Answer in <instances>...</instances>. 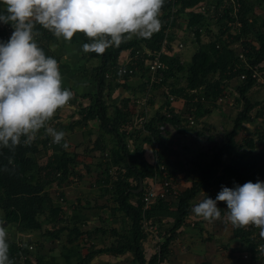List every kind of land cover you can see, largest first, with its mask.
<instances>
[{
  "label": "trees",
  "instance_id": "1",
  "mask_svg": "<svg viewBox=\"0 0 264 264\" xmlns=\"http://www.w3.org/2000/svg\"><path fill=\"white\" fill-rule=\"evenodd\" d=\"M261 1L234 0L239 5L237 18L241 27L235 24L236 20L232 15L234 8L230 5L226 9L225 15L219 19L222 26L224 28L226 26L225 30L222 31V27H220L221 33L219 37L208 43H202L203 31L204 29H209V15L205 12L194 11L202 2L201 0H181V8L177 11L176 16L177 14L179 16L181 12L188 13V29L194 32L195 43L199 45V48L188 63H181L177 56L168 54L163 57V61L168 66L167 74L169 77L175 76V73L186 74L188 90L190 92L200 91L201 95L199 97L205 98V102L199 100L197 107H195L196 111H191L189 114L195 119L205 118L211 114L218 99L227 96L225 86L228 81L240 77L243 73L247 75V79L242 81L243 83L237 87L243 109L237 114L233 129L226 137V143L214 153L210 161H206L204 154L193 160L192 172L193 174L196 173L198 177L193 178L190 187L178 193L175 203H172V199H159L148 210L144 211L142 201L144 190L140 193L138 191L143 182L156 176L157 168L155 164L152 165L147 161L145 150L142 147L135 146L134 151L130 150L127 134L122 132V125L128 123L127 114L117 111L118 116L115 120H112L110 117L111 107L107 105L108 103L104 98V91L111 86V82L107 80V75L110 72L114 71L124 77L131 76L118 73L119 67H127L119 63L123 53L131 52L135 57L131 62L134 65L137 62L136 53L139 49H144L143 47L145 46L151 52L161 49L166 35L168 20L171 17L170 5L166 2L163 3L162 14L159 17L162 27L150 38L126 40L119 47L114 46L107 49L103 55L90 53L92 58L99 61V65L92 70L91 74L86 75L90 82L95 83V92L81 97L90 100L89 107L83 112V122L87 123L91 120L100 122L101 140L107 136L112 138L116 145V149L113 150V161L126 169V173L120 176L115 183L114 197L120 206V210L132 221L133 244L130 250L134 253L138 264H144L141 251V241L145 238L143 234L144 221L152 223V220H154L159 223L162 222L164 217L172 218L174 221L168 231V237L163 241L160 254H155V257L150 262V264H160L167 255L170 242L179 235V230L192 214L193 202L199 193L209 191L216 184L229 185L234 188L235 185H243L248 181L253 183H256L257 180L264 182V147L256 151L255 141H249L246 151L239 153L236 142V137L251 121L252 112L257 107V104L250 100L248 94L259 83L252 77L250 68L245 66L239 57L236 56L235 50L230 48L233 44L243 42L254 30L256 21L254 20L250 23V19L253 17L250 14L254 11V6L260 4ZM223 2L224 0H221L220 5ZM4 6L0 2V14L5 13ZM174 21L176 23L178 20L175 19ZM231 23L235 24L231 26L235 27L237 31L234 34H229ZM35 30L38 32L36 42L39 47L43 49L47 56L58 60L52 53H49V43L56 37L38 24ZM226 34H228L227 39H224L223 36ZM258 40V49L247 44L246 47L248 46L249 50L244 48V50H247L246 57L249 65L252 67L264 63V34L259 33ZM0 41L6 42L1 33ZM89 42V38L85 35L84 44ZM127 68L130 70L132 66ZM148 82L149 76L143 83V89L147 87ZM163 84L154 85V90L165 86ZM177 93L180 95L179 91ZM263 112L262 114L264 115ZM173 113L174 111L170 110L165 115H157L155 119H151L148 123H143V127L149 132V136L146 139L147 143L152 144L160 140L161 135L158 124H178L180 122L177 115ZM24 139L22 137L21 144L14 150L0 148V210L4 212V217L0 218V226L3 227L4 223L7 226L16 225L18 226V231L22 234L39 231L46 222L54 226L58 224L63 213L62 209L53 203L52 198L45 190L56 182L59 184L66 182L76 165L75 159L66 154L63 146L56 144L54 148L62 151L55 152V155L43 167L39 164L37 155L43 148L48 149L49 143L52 141L51 137L49 135H45L44 139L37 137L27 145L23 143ZM226 159L229 162L224 164ZM168 160L165 149L158 152L159 163H164L167 168L172 166ZM220 168L223 171L221 177L219 176ZM130 180L135 181L136 185L133 186ZM132 196L138 198L135 204L130 201ZM210 198H214L212 194H210ZM47 213L48 215H46ZM41 215L45 216L44 221H40L39 216ZM155 222L152 224L158 225ZM236 235L240 242L246 245L245 253H253L255 251V243L250 238L251 233L245 231V228H238ZM7 242L9 244V259L13 264H17L22 256L30 257L31 251L29 247L31 245L29 243L19 245V243ZM71 242H74V240ZM120 251L125 252L126 249ZM25 262L29 264V259ZM39 264L43 263L39 262Z\"/></svg>",
  "mask_w": 264,
  "mask_h": 264
},
{
  "label": "crops",
  "instance_id": "2",
  "mask_svg": "<svg viewBox=\"0 0 264 264\" xmlns=\"http://www.w3.org/2000/svg\"><path fill=\"white\" fill-rule=\"evenodd\" d=\"M5 8L6 6L3 7L4 10ZM187 20L189 21V18ZM177 23L175 28L179 25ZM172 36L174 38V35ZM182 36L183 33L178 35V38H172L171 41H181ZM133 39L137 38L133 36L130 40ZM84 41L85 34L78 32L71 42L55 38L49 43V53L58 58L57 62L62 75V87L71 90L73 93L70 102L55 114V116L57 115V121L52 118V122L58 123L56 125L57 131L66 133L64 141H61L59 145L63 146L65 142L68 144V148L63 147V150L75 159L76 165L66 182L53 184L52 190H56L58 196L63 199L62 202L57 200L55 204L62 209L63 213L56 226L46 222L49 225L47 228H50L54 233L52 235L46 229L47 231H44L45 236L42 239L48 246V256L52 255L50 258L48 257L52 260L51 263L138 264L134 253L130 250L133 244L132 221L120 210V206L114 197L115 183L118 181L112 179L115 177L114 172L119 171V176H122L126 173V169L113 161V150L116 149V145L112 138L107 136L103 139L102 136L103 140H101L100 122L98 120L83 122V112L89 107L90 101L81 97L86 96L84 87L89 85L87 83L90 82L87 80L88 74H91L92 70L99 65L97 59L92 58L90 53L83 52L82 45ZM145 47H143L144 51H151L147 46ZM190 51L187 63L190 62L197 49L193 48ZM166 53L177 56L170 46L167 47ZM123 54L130 56L126 64H130L135 59L130 51ZM123 54L122 58L125 57ZM181 63L184 62L181 61ZM82 72H85V77L81 76ZM107 103L109 105V102ZM118 107H120L121 112L126 114L121 106ZM170 110L173 109L166 107L165 113ZM117 116L114 113L110 114L112 120H115ZM142 116L141 114L140 117ZM126 118L130 119L129 116ZM141 119L140 123L143 124L144 117ZM129 121V124L122 125V132L127 134L130 150L134 151L135 146L142 147L145 150V158L150 164L154 165V146L153 143L149 144L146 140L149 132L143 126L140 132H131L134 126L133 118L132 121ZM54 123H50L53 128H55ZM137 130H139L138 125ZM51 143L53 146L56 145L53 141L50 142V145ZM58 151L62 150L59 149ZM151 181L149 179L143 182L144 191ZM130 183L133 186L136 185L133 180H130ZM214 190L216 189L210 188L209 191L199 193L193 202V206L203 200L206 194L209 197L210 194H214ZM171 197L167 200H171ZM137 200L138 198L133 196L130 199L133 204ZM223 204L227 205L225 202ZM223 211L222 219L213 223L203 221L191 214L186 219L185 225L179 230V235L170 242L167 255L162 263L248 264L243 260L246 245L240 242L236 235L238 228H233L230 224L224 222ZM154 222L152 220V223ZM173 222L172 218L167 217L162 218V222H156L161 228L163 225L168 228L165 231L156 226L162 242L168 237V231L171 229ZM143 234L145 238L141 241L142 259L144 264H150L156 254L155 241L147 231L143 230ZM164 235L166 236L163 237ZM72 240L74 242H71ZM124 249H126L125 252L120 251Z\"/></svg>",
  "mask_w": 264,
  "mask_h": 264
},
{
  "label": "clouds",
  "instance_id": "3",
  "mask_svg": "<svg viewBox=\"0 0 264 264\" xmlns=\"http://www.w3.org/2000/svg\"><path fill=\"white\" fill-rule=\"evenodd\" d=\"M5 13L0 23L11 24L7 42L0 41V148L14 150L30 144L41 129L53 143L64 141L66 133L48 126L73 93L62 87L56 59L47 56L36 42V25L58 40L71 42L84 33L89 43L84 53L103 55L126 40L147 39L162 27L160 12L164 0H2ZM65 149L68 144H63ZM219 202L227 204L223 220L233 228L255 226L264 239V182L248 181L234 188L222 186L213 200L205 196L191 212L208 223L222 219ZM7 233L0 227V264L9 259Z\"/></svg>",
  "mask_w": 264,
  "mask_h": 264
},
{
  "label": "rangeland",
  "instance_id": "4",
  "mask_svg": "<svg viewBox=\"0 0 264 264\" xmlns=\"http://www.w3.org/2000/svg\"><path fill=\"white\" fill-rule=\"evenodd\" d=\"M220 1L221 0H209V4L214 10L205 11L206 14L209 15L210 25L208 26L209 29L207 28L203 31L201 38L202 43H208L215 40L221 33L220 27H222V31L226 28V26L224 28V26H222L219 22V19L225 15L226 11H224L223 8L225 1L222 5H220ZM194 11L201 12L198 8L194 9ZM160 14H162V12H160ZM187 14V12H181L179 16L177 14L175 19L178 20L177 24L179 25H177V27L173 30L174 38H178V35H182L183 33V39L181 38V41L184 43V48L181 51L176 52L175 55H177L178 59L184 63H187V59H189L188 53H191L190 50H193V48L195 50L199 48V45L195 43L196 40L193 35V31L188 29V27V31L186 29V23L188 21ZM250 15L253 16L250 19V23L255 20L256 26L253 28L254 30L252 33L244 40L245 44L243 41L230 46V48L235 50L234 52L237 57H239L240 53L244 52L246 58L245 60H247L246 52L249 50L248 46H253L258 49L259 33L264 34V0H262L260 4H256L254 6V11ZM229 27H231L229 34L237 32L235 27L231 25ZM227 35L228 34L224 35L223 38L227 39ZM246 44L248 45L247 47ZM170 48L173 50L171 46ZM244 48L247 50H244ZM145 52L146 51L142 48L138 50L136 53L137 62L134 65L132 63L126 64L127 60L130 58L129 55L125 56L126 54H123L125 57H120L121 60L119 63L127 67L132 66L131 69H133L134 73L131 76L124 77L118 75L114 71L110 72L107 80L111 82V86L109 90L104 91V98L106 102H109L112 113L116 115L118 113L117 111L121 112L120 107H118L121 106L130 118L127 119L128 124L130 122L129 120L132 121L133 118L134 126L131 132L134 131V133L142 130L143 124L140 123L142 121V117H144L142 123H148L150 119H155L157 115H165L166 107L175 111L173 114L177 115L180 120L178 124H158L159 128L161 126H165L166 130L165 136H162L160 140H158L159 152H161L162 149H165L166 157L167 159L171 158L168 161L172 164V166L167 168L164 163H159V161L158 163L160 165H164L169 171L172 187L176 191V194L172 195L173 197L171 198L173 200L171 201L172 203H175L178 193L190 187L193 178L198 177L196 173L193 174L192 172L193 160L197 159L199 155L204 154L206 161H210L213 158L214 153L226 143V137L233 129L236 116L239 111L243 109V104L240 102V96L237 90V87L243 82L240 77L228 81L225 86L227 95L225 102L222 104H218L216 102V106H214L211 114L207 115L205 118L195 119L194 117L195 125L193 126L188 123L187 117L189 113H191V108L197 107L198 102H195L196 97H199L201 92L199 91L197 94H192L187 88L186 74L175 73V76L169 77L167 74L168 70L161 75L162 81L158 84L162 85L164 83L163 85L165 86L155 90L154 88L148 90L147 87L143 89V83H145L148 76V64ZM247 63L249 64L248 60ZM81 76L85 77V72H82ZM262 76L264 77V67L262 69ZM87 84L89 85L84 87L86 89L85 93L86 95H90L95 92V85L93 82H88ZM178 91L180 92V95H178ZM202 93H204V91H202ZM171 97H173V100H171ZM248 97L254 104H257V107L252 112L251 121L236 137L239 153L246 151V146L250 143L249 141H255L256 151L257 149H262V147H264V115L262 114L264 111V84L259 82V85L254 87L249 92ZM232 102L233 105L231 106ZM141 114L143 115L142 117H140ZM56 117L57 115L53 117L55 121H57ZM50 123H54L52 122V119L48 122V126H50ZM57 124L58 123H54L55 129ZM137 125L139 130H137ZM44 132L45 130L41 129L40 132L37 133L36 138L41 137L44 139L45 135H47L46 132ZM55 152H58V150L54 148L52 143L51 145L49 143L48 149L46 150L43 148L37 155L39 164L45 167V165L49 162V159L55 155ZM228 162L229 160H224V164ZM118 172H114L115 177L112 178L114 181L120 177ZM219 173V176L221 177L223 175L222 168H220ZM158 176H161V174L158 173ZM222 186H226L230 189L232 188L229 185H214L212 188L216 190H214V194H212L214 197L212 198L213 200L216 199V196L221 191ZM52 188L53 184L47 187L45 192L49 194L55 204L57 200L60 202L62 198L58 196V192L54 189L52 190ZM217 206L221 210H227V205H224L223 202H219ZM46 215H48V213ZM3 217L4 212L0 210V218ZM39 219L40 221H44L45 216L41 215L39 216ZM148 225L152 227L158 226V228H161V226L152 223ZM163 226L161 229L167 231L168 228L165 225ZM47 227H49V225L44 223L41 230L22 234L18 231V226H7L6 223L3 224V228L7 233V241L10 243H19V245H26L29 243L32 246V250H30L31 258L29 259V264H39V262L43 264H55L51 263L52 260L49 258L52 255L48 256V246L42 239L45 236L44 231L48 230L52 233V235L54 233V231L52 232V230ZM147 233L150 232L148 231ZM163 237H165V235ZM39 258H41L40 261H38ZM17 264L28 263L20 260Z\"/></svg>",
  "mask_w": 264,
  "mask_h": 264
},
{
  "label": "built area",
  "instance_id": "5",
  "mask_svg": "<svg viewBox=\"0 0 264 264\" xmlns=\"http://www.w3.org/2000/svg\"><path fill=\"white\" fill-rule=\"evenodd\" d=\"M201 1L202 2L197 7L201 12L214 10L213 7L209 4V0H201ZM224 1H225L223 4L224 11L230 5H232L234 8V12L232 15L234 19L236 20L235 24H237L238 27H241V24L240 22H238V18H237L239 5H237L234 2V0H224ZM0 2H2V0H0ZM164 2L170 5L171 17L168 20V26H167L164 42L162 44V48L160 50L153 51V52L151 51L145 52L147 56V64H148L147 68L149 72L148 73L149 82L147 85L148 90H151L154 85H157L162 81L161 75L165 73L166 70L168 69L167 64L163 61V57L167 55L166 53L167 47L171 46L174 52L181 51L184 48V43L182 41H178V40L171 41V39L173 38L172 32L175 28L174 24H176L174 20H175L177 11L180 8L181 0H164ZM235 24L231 23L230 25H235ZM12 32H13V28L11 24L0 23V33L3 35V39L6 42L11 37ZM193 35H194V32H193ZM239 57H240L241 62L245 66L249 67L250 70L252 71V77L256 79L258 83L260 82L264 84V80H263L264 77L262 76V69L264 67L263 64L258 65V66H253V67L250 66L247 63V60H245L246 58H245L244 52L240 53ZM118 73L121 75H132L134 71L133 69L128 70L127 67H119ZM240 78L242 81H244L247 79V75L243 73L240 76ZM191 93L197 94L198 91H191ZM171 100H173V97H171ZM199 100H201V102H205L204 97H201V98L196 97L195 102H198ZM225 100H226V97L219 98L217 103L222 104L225 102ZM191 111L195 112L196 108L192 107ZM187 121L190 125H193V126L195 125V119L191 114L188 115ZM159 130H160L161 137L165 136V133H166L165 126H161ZM153 146L155 150V166L157 168L156 169L157 174L154 178L151 179L152 181L150 182L148 188H146L144 191L143 200H142L144 204V211L148 210L157 200L159 199L167 200L170 196L176 194L172 187V182L170 180L168 169L164 165H160L158 163V152H159L158 142L155 141L153 143ZM158 173H160L161 176H158ZM158 184H159V187L157 188ZM62 201L63 199H61V202ZM148 222L144 221L143 229L147 232L149 231L150 236H153L154 241H155V253L159 255L163 242H162L161 236L159 235L156 227L149 226L148 224H150L151 222L149 223ZM245 231L251 233L250 238L255 243V251L253 253H249V252L245 253L243 255V260L248 264H264V239L260 237L259 229L256 228L255 226L250 225V226L245 227ZM29 249L32 250V246H30ZM30 258L31 257L29 256L28 257L22 256L21 261L25 262L27 259H30ZM160 264H163V263L160 262Z\"/></svg>",
  "mask_w": 264,
  "mask_h": 264
},
{
  "label": "water",
  "instance_id": "6",
  "mask_svg": "<svg viewBox=\"0 0 264 264\" xmlns=\"http://www.w3.org/2000/svg\"><path fill=\"white\" fill-rule=\"evenodd\" d=\"M142 191H143V183L141 184L140 189H139L138 192H142Z\"/></svg>",
  "mask_w": 264,
  "mask_h": 264
}]
</instances>
